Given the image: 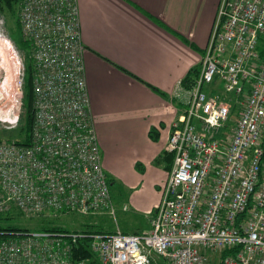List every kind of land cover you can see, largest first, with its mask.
<instances>
[{
	"label": "built area",
	"instance_id": "built-area-1",
	"mask_svg": "<svg viewBox=\"0 0 264 264\" xmlns=\"http://www.w3.org/2000/svg\"><path fill=\"white\" fill-rule=\"evenodd\" d=\"M20 23L34 66V125L29 146L0 139V216L113 214L90 110L78 0H22ZM261 43L264 0H221L201 72L167 145L174 166L147 232L18 233L0 239V264H90L73 256L80 239H90L101 264H153L158 257L214 264L218 254V264H264ZM24 66L18 80L12 70L3 72L0 100L6 89L17 102L8 118L0 115L7 130L19 126L23 113ZM225 251L231 254L222 257Z\"/></svg>",
	"mask_w": 264,
	"mask_h": 264
},
{
	"label": "crops",
	"instance_id": "crops-1",
	"mask_svg": "<svg viewBox=\"0 0 264 264\" xmlns=\"http://www.w3.org/2000/svg\"><path fill=\"white\" fill-rule=\"evenodd\" d=\"M220 1L78 0L103 168L114 183L134 191L122 211L147 220L123 233L151 228L152 209H158L174 166L167 145L189 99L190 89L182 82L202 65Z\"/></svg>",
	"mask_w": 264,
	"mask_h": 264
},
{
	"label": "rangeland",
	"instance_id": "rangeland-1",
	"mask_svg": "<svg viewBox=\"0 0 264 264\" xmlns=\"http://www.w3.org/2000/svg\"><path fill=\"white\" fill-rule=\"evenodd\" d=\"M0 18L4 22L3 30L0 32V88H1V84L4 81L3 72L5 69H8V71L10 72L12 70L14 72L15 79L17 78L18 74L22 71L24 66L23 64L24 52L20 49L18 45L19 34L18 31L16 32L15 30L16 28L15 22L17 19L11 13H4V11L3 13L0 12ZM7 83H9V85L7 86L9 91L11 90V88H13L16 85L14 82L10 84V79L7 81ZM17 91L18 90H16L15 88L11 90V92H13V95L14 93H17ZM1 92L3 94H2V99L0 100V115L9 114V111L15 105H17V102L16 104H13L14 101L13 102L10 101L11 94L9 93L7 95L6 89L1 90ZM23 97H25V92ZM14 100L16 101V98ZM23 113L20 119L21 122L19 126L23 123V117H24ZM9 117H12V115H9ZM7 129L8 128H6L0 122V139L8 140L11 142L21 140V136L19 135V132L21 133V131L19 130L20 128L18 130L17 129L7 130ZM108 177L114 180V177L112 178V176L109 175ZM111 192H112V199L114 205L113 214L109 213V215L103 214L101 216H95V217H91V216L82 217L79 215L72 214L67 217H59V218L45 217V218H34V219L22 217L17 214V215H11L9 216V218L6 217L2 218L0 220V227L2 228L16 227L21 229L36 230L38 224L41 221L52 220L53 226H57L62 229H67L70 231L82 229L85 228L86 225H88L91 227V229L104 231V232L113 231L117 228L119 231L131 233L138 230L139 226L147 225V220L144 219L142 216H135L131 212L124 213L122 211V205L128 202L129 198H131L132 194L134 193L132 189L130 188L127 189L119 182L117 183L113 182L111 186ZM126 204L130 205V202ZM152 211L156 212L155 208L152 209ZM151 214H153V212ZM212 258L214 260V264H218L219 254L212 256ZM155 260H157V258H155ZM165 264L168 263L165 262Z\"/></svg>",
	"mask_w": 264,
	"mask_h": 264
},
{
	"label": "trees",
	"instance_id": "trees-1",
	"mask_svg": "<svg viewBox=\"0 0 264 264\" xmlns=\"http://www.w3.org/2000/svg\"><path fill=\"white\" fill-rule=\"evenodd\" d=\"M22 0H0V12L3 13H11L17 20L15 22L16 25V32L18 31L19 34V40H18V45L20 49L24 52V55L26 56V73H25V79H24V92H25V97L23 100V110H24V117H23V123L18 126L16 129L21 131L19 132V135L21 136V140L19 141V145H25L29 146L31 143V138H32V129L34 125V115H35V109H34V102H35V96H34V66H33V61L31 58V45L26 42L23 39L22 36V31H21V23H20V5H21ZM18 11V12H17ZM19 14V15H18ZM264 45V43H261V47ZM262 54H264V51L261 50ZM202 54H205V51L202 52ZM202 65L197 66L190 70L186 78L183 80V85L186 86V88L190 89L194 79L199 75L201 72ZM134 77V76H132ZM136 80L143 82L141 79L134 77ZM144 83V82H143ZM154 91L158 92L156 89H153ZM162 96H167L165 93H160ZM237 109V105H233V112H235ZM21 122V121H20ZM155 130L153 129L150 132V136L153 138V140H158L156 136H154ZM108 182L110 184V187L113 184V180L110 179L107 175ZM12 214L8 215H2L0 216V220L4 217L9 218ZM54 220V219H53ZM53 221L52 220H43L38 224V227L36 230L32 229H21V228H16V227H9V228H2L0 227V239L4 240L9 237L16 236L18 233H26V232H53V233H104L103 231L99 230H94L91 229L90 226L86 225L85 228L82 229H77V230H67V229H62L57 226H53ZM90 239H80L77 241V245L74 247V258L77 260H85L88 261L90 264H101L99 259L93 252L91 251L90 247ZM229 254H231V251H225L222 255V257H226ZM166 260L163 258L158 257L157 260H154L153 264H165Z\"/></svg>",
	"mask_w": 264,
	"mask_h": 264
},
{
	"label": "bare ground",
	"instance_id": "bare-ground-1",
	"mask_svg": "<svg viewBox=\"0 0 264 264\" xmlns=\"http://www.w3.org/2000/svg\"><path fill=\"white\" fill-rule=\"evenodd\" d=\"M3 116H5L6 118H8V115L7 114H4Z\"/></svg>",
	"mask_w": 264,
	"mask_h": 264
}]
</instances>
